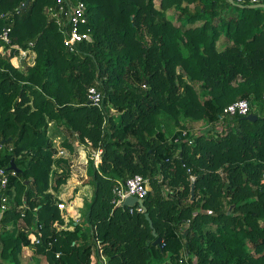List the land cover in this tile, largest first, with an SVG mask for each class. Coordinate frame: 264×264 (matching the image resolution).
Masks as SVG:
<instances>
[{"label":"trees","instance_id":"trees-1","mask_svg":"<svg viewBox=\"0 0 264 264\" xmlns=\"http://www.w3.org/2000/svg\"><path fill=\"white\" fill-rule=\"evenodd\" d=\"M70 1L87 18L74 52L49 15L55 0L24 10L27 0H0V34L10 29V44L0 39V167L19 170L0 192L10 198L0 264H19L25 248L28 264H264V115L252 110L255 101L264 113V10ZM222 38L229 46L219 51ZM20 51L36 54L33 66L17 64ZM91 87L103 94L100 109ZM238 100L259 119L225 115ZM185 121L210 128L183 136ZM62 136L71 154L73 143L103 150L98 163L89 156L93 194L72 231L57 229L65 221L53 194L72 178L54 145ZM136 175L154 228L137 207L113 204L114 188Z\"/></svg>","mask_w":264,"mask_h":264},{"label":"built area","instance_id":"built-area-1","mask_svg":"<svg viewBox=\"0 0 264 264\" xmlns=\"http://www.w3.org/2000/svg\"><path fill=\"white\" fill-rule=\"evenodd\" d=\"M57 11L49 12V15L51 18L56 22L57 26L60 28L62 34L65 37L66 45L71 50V52H74L75 47L78 43L82 42L83 40L87 39L88 36L84 33H81L80 28L82 25H84L87 21L86 18V12H85V6L83 3H77L74 4L70 0H55ZM234 4L236 5H258V4H264V0H233ZM48 13V12H47ZM2 18L3 15H0ZM10 29L5 28L2 33L0 34V39L5 44H10ZM0 51H4L2 48ZM27 52L30 51H20V56L25 58ZM88 101L89 104L97 107L102 108V102H103V94L97 87H91L88 90ZM251 111V105L248 100H238L234 104L230 105L225 110V115L228 116H241V117H247L250 114ZM183 136L187 135V131H182ZM179 140H175V143H177ZM67 152L65 150H60L59 154L60 156H64ZM103 154V150L99 149L97 151H93L91 153V159L95 160L96 163L101 161V156ZM88 159L85 161V163L88 166ZM16 172L11 171V175H15ZM8 171L4 168L0 167V192L4 190V192L7 191L10 176ZM146 181L141 175H136L126 181V183H119L113 190L114 193V199L113 204L117 207L123 204V202L128 197H135L140 200H144L147 195L148 191L146 189ZM9 202L10 198L7 194H2L0 196V210L7 211L9 209ZM137 211L142 213L143 208L139 205L136 206ZM59 209L62 211L65 210L64 207L59 205ZM134 210H131V213H133ZM78 223V222H76ZM41 228V227H40ZM59 231L63 229H68L67 226L58 227ZM163 243V241H162ZM42 241L40 238H38L35 241V245H41ZM51 243H49V246L51 247ZM59 257V254L57 255ZM104 261L106 259L104 258Z\"/></svg>","mask_w":264,"mask_h":264},{"label":"rangeland","instance_id":"rangeland-1","mask_svg":"<svg viewBox=\"0 0 264 264\" xmlns=\"http://www.w3.org/2000/svg\"><path fill=\"white\" fill-rule=\"evenodd\" d=\"M159 5L160 2L156 3V7L158 9ZM168 16H170V14ZM198 25H201V23H198ZM227 46H229V44L225 41L224 38H222L218 43L219 51L224 50ZM3 54L4 53L0 51V56ZM34 58L35 57L33 55L31 58V53L27 52L25 58L19 55L17 64L20 65V67H24V64L28 66H33V63L35 62ZM196 89L198 93H201L199 86H196ZM262 106L263 104L254 101L252 103L253 112L259 113L260 115H264V113H261ZM184 125L186 126V128L183 129L184 131H188L190 129L197 131L199 134L204 133L208 128H210L206 121H197L191 123L185 121ZM55 128L56 127H53L51 130L53 131ZM64 140L65 136H62L61 138H55L54 145L56 148L59 149V151L65 150L67 152L64 156H60L59 154L58 157L60 156L70 159L72 166V178L67 182V184L60 188L59 192H53V194L55 196L57 204L65 208L64 211H62L61 209L60 210L63 213L65 226H67V228L72 231L73 227L71 226V224L73 222H80L81 215H74L70 213V210H74L75 212H77L76 214H80L84 210L85 203L87 201H90L92 198V187L86 185L89 180V166H87V164L85 163V161L88 159L92 152L84 146L77 148L76 144L73 143V147L76 150V153L71 154L69 151L63 148L62 144ZM78 199L82 200V204L80 206L75 204ZM25 258L27 257H25V251H23V254L19 259V264H28L31 262H28Z\"/></svg>","mask_w":264,"mask_h":264},{"label":"water","instance_id":"water-1","mask_svg":"<svg viewBox=\"0 0 264 264\" xmlns=\"http://www.w3.org/2000/svg\"><path fill=\"white\" fill-rule=\"evenodd\" d=\"M231 4H234L233 0H228ZM30 0H27V2L22 6V10L26 9L28 4H29ZM236 5V4H234ZM240 8H249V9H263L264 10V4H258V5H249V6H242V5H238ZM246 120L248 121H251V122H255L259 119V116L257 114H249L246 118ZM11 171H14V172H19L18 168L15 166L14 164V161L11 162V166H10V169ZM192 200H194L195 198V186L193 184L192 186ZM137 205L141 206L143 208V212L146 213V209H145V206H144V202L143 200H140V199H137L135 197H128L122 205H120V207L122 208H134L136 207ZM5 210H0V222L1 220L3 219L4 217V214H5ZM146 218L147 220L149 221V224L151 226V228H154L153 226V222L152 220L149 218V215L146 213ZM153 233L155 234V231H153ZM162 239L161 238H158L156 240V242L154 243V245L156 246H160L162 247Z\"/></svg>","mask_w":264,"mask_h":264},{"label":"crops","instance_id":"crops-1","mask_svg":"<svg viewBox=\"0 0 264 264\" xmlns=\"http://www.w3.org/2000/svg\"><path fill=\"white\" fill-rule=\"evenodd\" d=\"M158 2H160V1H156V3H158ZM29 53L34 54L35 55L34 57H36V54L33 51H30ZM31 58H32V56H31ZM34 60H35V58H34ZM33 65H34V63H33ZM81 201H82L81 199H78L75 202V204L80 206L82 204ZM76 209H78V208H76ZM76 213L77 212H75L74 215H80L79 213L78 214H76ZM24 251H25V257H31L33 255V250L31 248H25Z\"/></svg>","mask_w":264,"mask_h":264}]
</instances>
